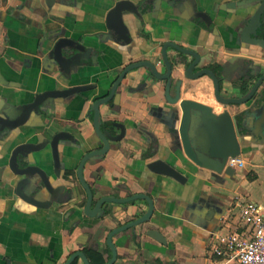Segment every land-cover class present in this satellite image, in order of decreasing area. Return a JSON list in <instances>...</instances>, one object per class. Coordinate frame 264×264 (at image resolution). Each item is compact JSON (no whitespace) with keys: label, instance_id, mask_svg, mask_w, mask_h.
I'll list each match as a JSON object with an SVG mask.
<instances>
[{"label":"crops","instance_id":"0c3cea01","mask_svg":"<svg viewBox=\"0 0 264 264\" xmlns=\"http://www.w3.org/2000/svg\"><path fill=\"white\" fill-rule=\"evenodd\" d=\"M116 1L76 0L73 4L71 0H54L49 6L47 0H0V68L10 82L9 87L0 86L1 93H27L30 97L36 92L54 88L55 79H58L59 88L97 84V88L83 96L56 99L50 112L55 117L48 118L52 131L68 130L82 142L81 149L63 158L73 170L86 152L99 147L88 112L97 98L109 94L125 66L143 59L157 61L161 44L179 39L180 29L183 40L188 42L186 38H192V43L202 54L210 46V43L205 45L196 41L201 27L190 23L189 15L172 9L161 10L155 15L151 12V5L145 9L143 24L132 14L124 15L132 36L130 44H120L110 38L98 43L97 37L107 32V12ZM200 1L201 8L208 10H213L210 5L219 3V0H214V3ZM60 29L66 30V36H85L87 44L96 46L98 65H86L71 80L60 76V73L52 77L43 73L38 56L40 40L44 32L53 34ZM41 45L46 48L48 40ZM169 55L174 57V50L170 49ZM159 69L162 72L165 70L162 64H159ZM148 74L144 67L133 71L131 75L137 80L127 78L123 81L119 88L120 104L114 106L108 102L100 106L103 120L124 122L127 134L120 148L111 149L93 165L87 163L84 171L96 200L102 196L126 198L146 194L154 201V214L150 221L113 237L118 251L115 264H240L212 253L213 237L209 238V230L215 224L206 220V211L209 206L217 207L222 213L229 210L218 232L233 229L242 234L248 233L238 212L242 204L251 201L259 203L264 212V149L256 146L241 156L246 165L237 168L235 177L240 178V206L238 198L233 204L228 184L235 178L226 181L220 177L212 181L208 174L189 161L181 149L178 136L162 122L166 110L171 108L165 102L163 84L158 82L143 91L129 89L138 86V79ZM182 74V68L174 72L175 77ZM182 98L208 104L214 107L216 113L223 110L214 101L205 76L195 80L185 79ZM244 108V105L240 106V110ZM228 109L234 114L239 108L230 106ZM113 131L119 132L116 128ZM149 131L153 132L154 140L148 135ZM151 152L152 156L147 158ZM158 158L167 160L184 172L189 177L187 184L150 171L146 164ZM67 184V190H72L76 199L59 208H41L28 214L23 208L12 211L0 202V264H63L78 250L85 252L92 264H99L100 258L94 252L99 250L106 263L112 257L107 244L109 232L139 218L148 210V203L143 199L121 205L110 203L106 205L104 217L91 219L83 214L87 202L84 187L78 181L69 180ZM230 217H233L231 222L227 221ZM100 228L104 234L94 241ZM152 228L164 234L167 244L147 234V230ZM96 243L98 249L95 248ZM77 264L84 263L79 259Z\"/></svg>","mask_w":264,"mask_h":264},{"label":"water","instance_id":"95a60500","mask_svg":"<svg viewBox=\"0 0 264 264\" xmlns=\"http://www.w3.org/2000/svg\"><path fill=\"white\" fill-rule=\"evenodd\" d=\"M189 1L193 2L195 0H158V3L164 2L173 8H182ZM71 2L76 4V0H71ZM53 3L54 0H47L49 6ZM148 3H150V0L144 1L139 5L133 0H117L107 13L105 24L107 32H102L97 37L98 43L110 38L120 44H129L132 41V36L129 27L125 23L124 15L133 14L141 18L142 14L138 8ZM229 6L235 7V3H230ZM154 8L156 7L154 6ZM261 11L262 13L264 12V3L260 6L258 15L253 21L257 23L256 27L253 26L255 23H251L244 30V42L251 44L258 51L256 54L247 51L246 56L243 57L245 63L243 62L244 64L242 63L241 67L248 71L246 80L253 81L256 79L254 86L244 96L240 98H222L219 93L218 80L214 73L201 71L195 75L192 74L195 66L200 67V65H197L200 58L199 53L182 48L176 42L166 41L162 46L165 73L160 72L150 60L131 63L123 69L114 81L109 94L93 103L94 138L98 143L101 142V147L98 150L86 153L77 169L79 181L87 193V202L83 209V214L91 219L100 220L105 213V203L121 205L135 202L138 199H143L148 203V210L142 216L109 232L107 244L112 251V257L106 264H115L118 259V251L113 242V237L118 233L150 221L154 214L155 206L153 199L146 194H134L126 198L102 196L97 201L94 200L93 190L84 176L86 163L89 162V164L93 165L111 149L120 148L127 134L126 124L119 121L108 124V126L119 130L116 134L113 130L102 129L103 120L100 106L111 100H114L115 105H119L121 92L118 89L123 84V81L127 78L131 81H136L137 78L132 76L131 73L139 70V68H146L149 74L138 79L141 82L139 88L153 87L157 82L163 84L165 102L171 108L166 110L161 120L170 131L178 136L181 149L189 161L199 167L202 172L208 174L212 181L220 177L226 181L232 180L236 177L237 168L227 165L230 157L242 156L248 149L251 148L250 150H252L256 146L264 149V15L261 19L259 16ZM65 33V29L57 30L53 34L44 32V36L40 40L38 56L40 57L43 73L49 77L60 73V76L71 80L73 75L79 73L86 65H98V49L96 46L87 44L85 36L74 38L66 36ZM45 40H48L46 48L41 45ZM169 47L194 58V62L190 63L186 68V78L196 79L202 75L210 74L216 83L215 96L218 101L223 103L224 106L228 104L246 105V108L240 110L239 119H236L226 108L222 112L216 113L214 108L208 104L182 98V80L179 79L174 86L173 70L182 64L186 66L187 60L186 58L182 59L180 54H175L171 58L167 50ZM251 56L258 60L255 61L250 58ZM28 61L32 62L31 59ZM236 69L237 64H230V71ZM57 80L55 79L54 88L30 97L27 93L4 95L0 92V146L3 147L0 152V188L8 190L11 193L10 198L13 200L18 198L27 199L28 196L26 195H32V201L38 208H59L72 199L74 192L72 190L67 191L66 185L58 182L62 178L60 172L61 151L58 147L62 141H67L63 150L69 147H79L70 144L75 142V137L65 131L55 133L49 130L48 135L43 132L39 134L35 128L40 125L31 123V120H35V115H37L36 118L38 120H42L44 115L54 119L55 115L50 114V112L55 106L56 99L67 100L77 95L83 96L85 92L97 88V84L71 85L66 88H59ZM0 86H10V82L3 75L1 68ZM129 89L134 88L130 87ZM238 127L240 132L246 131L251 136H240ZM32 129L37 134L36 140H34L36 143L25 141V139L31 137ZM147 133L151 135L153 140L155 139L152 132L149 131ZM42 139L46 141L45 145L41 144ZM248 144H250V147H248ZM48 148L52 150L55 165L52 178L45 170L34 164L37 159L41 162L46 161ZM151 154L152 152L147 155V158H150ZM146 167L156 174L173 178L183 185L187 184L189 180V177L184 172L163 158L148 162ZM6 173H11V175L8 177ZM95 173L97 174L98 171H95ZM44 190L48 192L49 198L46 203H41L39 199L42 197ZM236 201L237 198H234L233 204ZM228 211L226 209L222 213L215 206L207 207L205 218L215 224L209 230L210 239L221 229V223L228 215ZM103 234L104 230L102 228L97 230L94 241H98ZM147 234L158 242L167 244V238L159 230L152 228L147 230ZM95 248H98L97 243ZM77 257H80L84 264H91L88 256L81 250L73 253L63 264H72V261Z\"/></svg>","mask_w":264,"mask_h":264},{"label":"flooded vegetation","instance_id":"af4514ba","mask_svg":"<svg viewBox=\"0 0 264 264\" xmlns=\"http://www.w3.org/2000/svg\"><path fill=\"white\" fill-rule=\"evenodd\" d=\"M144 1H149V0H139V2H136V4L139 5ZM199 2H201V1L200 0L199 1L195 0L193 2L189 1V2H187L188 4L185 3L182 8H179V7L173 8L167 3L166 4H164V2L158 3V0H150V3L145 4V5H141L138 8L140 13L142 14L141 18L136 17L133 14L132 15L134 16V18L140 19L142 21V24L145 23L144 14H145V9H146L147 5L152 6L151 12H152V14H155V15L158 12H160L161 10H165V9L166 10L172 9L174 12H180L182 14L185 13V14L189 15L190 16V23H194L196 26L198 25L199 27H201L200 28L201 33L197 37L196 41L205 43V45H206V43L207 44L210 43V46H207V51L205 52V54H202L201 51L197 48V46L192 43V38L191 39L186 38L188 42H185L183 40V34H182L181 29L178 33L179 39H174V40H169V41H172L174 43L176 42L182 48H185L187 50H194V51H197L199 53L200 58H199L197 65H200V67H197V66L194 67L193 72H192L193 75L200 73L201 71L214 73L215 77L218 80L219 93H220V96L222 98H228V97L240 98V97L244 96L254 86L255 81H256V79L253 81L246 80L248 71H247V69L245 70L241 67L242 63L243 62L245 63V61H243V57L246 56L245 54L247 51L252 52L254 54H256L258 52L251 44L244 42V38H245L244 30L246 27H248V24L255 23L253 21L257 17L259 8L264 3V0H219V3H217L215 5H210V6H212L213 10H208L207 8H201V5L199 4ZM206 2L214 3V0H206ZM230 3H235V7H230L229 6ZM165 5H167V6H165ZM154 6L156 8H154ZM187 15H185L184 19L186 18ZM263 15H264V12L263 13H262V11L259 12V16L261 19L263 18ZM256 25H257V23H255L253 26L256 27ZM165 42H163L161 44V52L158 53L159 59L157 61L152 60V59H143V60H138L135 62L150 60L151 62H153L157 66V69L159 71H160L159 64L160 65L162 64L165 68L164 61L162 58V46ZM170 49L174 50V48L169 47L167 49L168 53H169ZM174 52L176 55L180 54L182 59L186 58V60H187L186 66L182 64L180 67H176L173 70V76H174V72L176 69H180V68L183 69L182 76L181 75L177 76V77L174 76V86L177 84V81L179 79L182 80V83H181V91H182L185 79L195 80V78L194 79L186 78V76H185L186 75V68L190 63L194 62V58H192L188 55H185L182 52H178V50L177 51L174 50ZM250 58H253L255 61H257V58H255V57L251 56ZM131 63H134V62H131ZM230 64H237V69L230 71ZM160 72H162V71H160ZM165 72H166V68L162 73H165ZM204 76L207 77L209 80V89L211 90V93L213 94L214 101L223 110H225V108L228 109L230 106H234L236 108H239V109H237V111L234 114H232L230 112L232 115L235 116L236 119H239L240 118V113H239L240 112V105L228 104L227 106H224L223 103L218 101V99L215 96L216 83L214 81V78L210 74L202 75L196 79L202 78ZM140 83L141 82L139 80V84ZM139 84H138V86L133 87L134 88V89H132L133 92L141 89V88H139ZM145 89L146 88H143L141 90L143 91ZM46 90H49V89H46ZM231 91L232 92L234 91L235 93H231ZM41 92H43V91H41ZM37 93H40V92H36L35 94H37ZM181 96H182V92H181ZM98 99L99 98H97L96 100H98ZM63 100H65V99H63ZM113 101L114 100H111L110 102H112V104L115 106ZM119 104H120V102H119ZM92 106H93V104H92ZM92 106L88 112V115L93 120L94 112L92 111ZM244 106L246 108V105H244ZM214 111H215V109H214ZM36 116L37 115H35V120H31V123H38L40 125L39 127L35 128V130H37L39 132V134H41V132H43V133L48 135V131L49 130L52 131L51 130L52 129L51 120H49L50 118L46 117L44 115L42 120H38L36 118ZM102 120H103V118H102ZM115 121H117V120H108V121L103 120L102 129L103 130H106V129L113 130L114 128L111 126H108V124L111 122H115ZM93 125H94V120H93ZM239 127H240V125H239ZM239 127H238V129H239ZM94 130H95V128H94ZM61 131H65L69 134L74 135L75 142H72V143H70L69 141L68 142L74 146L79 147V148L69 147L68 149L66 148L65 150H63V147L66 145L65 142H67V141H62L58 147V149L61 151V153H60V160H61L60 161V163H61L60 172H61V176H62L61 180H58V182L66 185V190H67V185H68L67 182L69 180L78 181L80 183L78 173H77V169H78V166H79L82 158L84 157V155L86 153L91 152L93 150H98L101 147V142H99L98 148L86 152L82 156V158L80 159V162L77 165V168L75 170H73V169H70L66 165L63 158H65V155L71 154L75 150L81 149L82 148V142L80 141V139L77 136H75V134L71 133L68 130H58V131H52V132L56 133V132H61ZM35 132L36 131H34L32 129L31 137L25 139V141L34 143L35 142L34 140H36V137H37V134ZM152 134H153V132H152ZM238 134L240 136H244V137H250L251 136V134L246 132V131L240 132V129H239ZM45 143H46V141L44 139H42L41 144L45 145ZM2 148L3 147L0 146V152H1ZM46 157H47L46 161L41 162L40 160L37 159V161H35L34 164L39 166L43 170H45L52 178V176H54L55 165H54L52 150L50 148H48V151L46 152ZM87 163H89V162H87ZM84 171H85V168H84ZM6 175L9 177L11 175V173H6ZM43 192L44 193H43L42 197L39 199V202L46 203L48 201L49 195H48V192L46 190H44ZM10 194L11 193L8 190L0 188V202H3V204L10 207L9 209H12V211L13 210H19V208H23L28 212V214H32L33 211L41 209V208H38L35 203H33L32 197H31L32 195H26V196H28L27 199L18 198L17 200H13L12 198H10ZM45 196H46V198L44 199ZM75 199H76V197H75V193H74V196L72 197V199H70L69 202L75 201ZM94 200H96L95 194H94ZM107 204H110V203L104 204L105 210H106ZM0 215H1V211H0ZM104 216H105V213H104ZM104 216H102V217H104ZM75 252H73V253H75ZM94 252H95V255L98 256L99 258L102 257L101 256L102 254L99 250H96ZM79 259H81V258L80 257L75 258L72 261V264H77ZM7 264H11V263L8 262Z\"/></svg>","mask_w":264,"mask_h":264},{"label":"built area","instance_id":"2783aa9c","mask_svg":"<svg viewBox=\"0 0 264 264\" xmlns=\"http://www.w3.org/2000/svg\"><path fill=\"white\" fill-rule=\"evenodd\" d=\"M227 165L243 168L245 160L239 156L230 157ZM240 206V203H238ZM239 219L246 224L247 234L238 230L217 232L212 238V253L217 257H228L240 264H264V212L263 207L254 201L242 204ZM227 221H233L230 217Z\"/></svg>","mask_w":264,"mask_h":264},{"label":"rangeland","instance_id":"374dc122","mask_svg":"<svg viewBox=\"0 0 264 264\" xmlns=\"http://www.w3.org/2000/svg\"><path fill=\"white\" fill-rule=\"evenodd\" d=\"M240 173V172H238ZM228 186L231 188L230 195L231 197L238 198L240 203V178H235L231 182H229Z\"/></svg>","mask_w":264,"mask_h":264},{"label":"trees","instance_id":"16d2710c","mask_svg":"<svg viewBox=\"0 0 264 264\" xmlns=\"http://www.w3.org/2000/svg\"><path fill=\"white\" fill-rule=\"evenodd\" d=\"M250 177V176H249ZM251 178V177H250ZM99 260V264H105V261L104 260H102L101 258L100 259H98ZM96 264H98V263H96Z\"/></svg>","mask_w":264,"mask_h":264}]
</instances>
